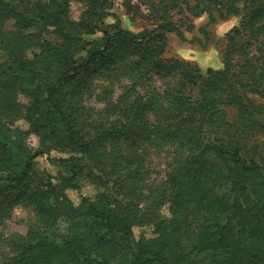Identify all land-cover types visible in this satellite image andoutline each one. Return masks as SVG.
I'll return each mask as SVG.
<instances>
[{"label":"trees","instance_id":"16d2710c","mask_svg":"<svg viewBox=\"0 0 264 264\" xmlns=\"http://www.w3.org/2000/svg\"><path fill=\"white\" fill-rule=\"evenodd\" d=\"M148 2L156 22L135 32L113 0H0V211L22 204L35 217L25 234L1 238L14 253L2 264H264V40L249 51L264 36V0ZM175 10L240 17L221 68L203 75L164 55L167 33L184 39ZM156 79L173 82L158 89ZM93 96L101 108L87 105ZM145 145L173 148L156 186ZM85 182L99 190L75 205L65 192ZM165 203L169 217L156 220Z\"/></svg>","mask_w":264,"mask_h":264},{"label":"rangeland","instance_id":"374dc122","mask_svg":"<svg viewBox=\"0 0 264 264\" xmlns=\"http://www.w3.org/2000/svg\"><path fill=\"white\" fill-rule=\"evenodd\" d=\"M136 0H113V7L111 12L118 16L122 24L132 31L138 32L143 27H153V23L156 22V17L150 11V3L148 0H137L136 3L139 5H134ZM185 8V7H183ZM83 10V5L78 2L70 3V17L72 20H78L81 12ZM181 19L180 24L184 39H180L175 33L166 34V46L164 55L166 57H178L191 64L197 65L202 74L208 68L219 69L221 68V57L225 50L224 35L234 26L239 24L240 17L229 16L226 19H221L218 13L214 12V19L210 20L207 14H202L198 17H192L187 13L186 10H175L171 12L169 17L172 21H177ZM114 18L112 16L104 19L106 24L112 23ZM7 27L12 29L14 27L13 21L7 23ZM204 28L207 34H203L200 28ZM29 30H35V28H30ZM99 35V34H98ZM49 39L56 38L52 34H45ZM87 37V38H94ZM264 36L258 37V39H252L249 51L251 53H257L260 44L263 42ZM264 47V44H263ZM264 51V49L262 50ZM261 52V51H260ZM173 82V81H172ZM167 82L156 79L154 85L158 89L163 88L167 85ZM99 86L107 85L103 80H98L96 82ZM127 84V81L112 85L111 88L114 89V96L119 94L122 87ZM108 86V85H107ZM110 87V86H109ZM199 88V81L197 85L193 87L194 95L197 94ZM21 102L26 103L27 97L24 95L19 96ZM87 105L92 106L95 109H99L103 106L102 103L96 100V98L89 97L86 100ZM20 126H26L24 122L18 123ZM26 143L32 147L36 148L38 146V138L35 135H31L27 138ZM142 154L145 159V167L149 171V177L147 183L150 186H156L162 180L165 179L166 172L170 169V164L174 158V152L172 147L165 148L163 150H157L154 147L145 145L142 148ZM51 156H64V154L57 153L55 151H50ZM46 157V156H45ZM45 157H41L38 162L40 168L47 169L50 172H55L56 168L49 165ZM229 184L224 183L217 190L219 195L229 192ZM98 188L91 183H82L79 190L68 189L65 194L66 196L76 205L80 202L81 198L84 197H94L98 192ZM168 204L161 205L158 209H155L154 217L156 220H161L169 217V212L167 209ZM4 210L0 211V240L1 238L8 237L12 234H25L28 229L34 224L35 217L33 211L30 207L22 204H9L5 203L3 205ZM65 226L64 222H60L58 225L59 230H63ZM145 232L147 235L150 234L151 229L148 227H136L135 232ZM14 255L13 251L10 250L6 245H3L0 241V264L4 260L12 257Z\"/></svg>","mask_w":264,"mask_h":264}]
</instances>
